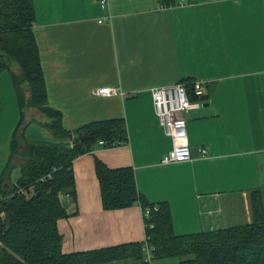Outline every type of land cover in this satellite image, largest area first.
<instances>
[{
    "label": "crops",
    "instance_id": "1",
    "mask_svg": "<svg viewBox=\"0 0 264 264\" xmlns=\"http://www.w3.org/2000/svg\"><path fill=\"white\" fill-rule=\"evenodd\" d=\"M99 1L32 0L48 107L61 113L68 131L122 119L127 135L126 144L73 161L75 202L64 199L69 216L57 221L61 252L145 239L138 205L102 208L95 159L111 169L131 168L144 199L167 204L177 236L251 224L254 192L264 213V0H193L172 8L159 0H108L106 9ZM193 82L203 84L204 96L178 115L185 119L190 160L164 165L172 143L150 92ZM100 88L115 94L91 95ZM6 95L15 101L10 88ZM26 114L43 120L37 109ZM24 137L30 145L71 147L35 124Z\"/></svg>",
    "mask_w": 264,
    "mask_h": 264
},
{
    "label": "trees",
    "instance_id": "2",
    "mask_svg": "<svg viewBox=\"0 0 264 264\" xmlns=\"http://www.w3.org/2000/svg\"><path fill=\"white\" fill-rule=\"evenodd\" d=\"M159 1L162 6L175 3V0ZM34 21L32 0H0V74L8 71L11 76L19 115L0 173V264H105L141 260L143 243L71 254L61 252L57 221L69 216L63 198L75 202L73 161L97 148L126 144L127 135L122 119L91 122L71 131L63 127L61 113L48 107L40 52L32 33ZM184 85L190 101H196L191 83ZM29 109H37L42 122L28 120ZM31 124L45 129L55 140L70 141L71 147L30 145L24 131ZM17 166L18 176L13 181ZM94 173L104 210L134 205L149 210L143 224L155 260L177 258L176 264H264V213L258 192L251 197V224L177 236L172 230L167 204L148 203L137 191L131 168L111 169L95 159Z\"/></svg>",
    "mask_w": 264,
    "mask_h": 264
},
{
    "label": "built area",
    "instance_id": "3",
    "mask_svg": "<svg viewBox=\"0 0 264 264\" xmlns=\"http://www.w3.org/2000/svg\"><path fill=\"white\" fill-rule=\"evenodd\" d=\"M192 3L193 0H175L173 5L163 7H181ZM99 4L101 9H106L108 7V0H100ZM191 89L193 96L197 100L204 96V86L202 83H191ZM114 94L115 91L110 88L96 89L91 93L94 97L102 98L112 97ZM150 94L158 123L172 143L171 151L162 158L161 163L168 165L189 161L190 151L186 141L185 119L178 117V115L186 114L194 108V105L190 101L186 86L184 84H177L167 87H158L152 89ZM99 144L101 146L102 142ZM148 214V209L142 210L143 218H148ZM149 240L150 238L145 234L142 248L144 264H153L155 261L153 248L149 245Z\"/></svg>",
    "mask_w": 264,
    "mask_h": 264
},
{
    "label": "rangeland",
    "instance_id": "4",
    "mask_svg": "<svg viewBox=\"0 0 264 264\" xmlns=\"http://www.w3.org/2000/svg\"><path fill=\"white\" fill-rule=\"evenodd\" d=\"M2 76L1 80H0V94L2 97L1 100V104H0V127H2L0 129V173L1 170L5 164L6 158H5V152L8 146V152H9V140H10V136L15 128V126L17 125L18 119H19V115H18V107H17V102L16 99L14 100H8L7 97V93H8V89H11V95L14 96L15 95V90L11 81V76L9 74L8 71H4L2 72ZM4 78L6 80V84L4 85ZM7 78V79H6ZM7 89V92H6ZM14 94V95H13ZM14 121V124H13ZM12 125V127H10ZM19 137V135H18ZM100 145V144H99ZM16 164H22V162H18ZM18 168V166H17ZM18 171L19 168L16 169V172L14 173V175L12 176V180H16L17 176H18ZM64 201V198H63ZM168 261V262H167ZM167 263H178L179 259L174 258V259H169V260H155L153 262V264H166Z\"/></svg>",
    "mask_w": 264,
    "mask_h": 264
},
{
    "label": "water",
    "instance_id": "5",
    "mask_svg": "<svg viewBox=\"0 0 264 264\" xmlns=\"http://www.w3.org/2000/svg\"><path fill=\"white\" fill-rule=\"evenodd\" d=\"M183 116H185V114H183Z\"/></svg>",
    "mask_w": 264,
    "mask_h": 264
}]
</instances>
